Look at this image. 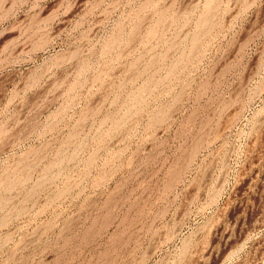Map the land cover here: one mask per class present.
<instances>
[{
    "label": "rangeland",
    "instance_id": "rangeland-1",
    "mask_svg": "<svg viewBox=\"0 0 264 264\" xmlns=\"http://www.w3.org/2000/svg\"><path fill=\"white\" fill-rule=\"evenodd\" d=\"M0 222V264H264V0H0Z\"/></svg>",
    "mask_w": 264,
    "mask_h": 264
},
{
    "label": "bare ground",
    "instance_id": "bare-ground-1",
    "mask_svg": "<svg viewBox=\"0 0 264 264\" xmlns=\"http://www.w3.org/2000/svg\"><path fill=\"white\" fill-rule=\"evenodd\" d=\"M209 13V12H208ZM207 13V14H208ZM209 15V14H208ZM207 15V16H208ZM205 16V15H204ZM209 19H210V16H209ZM203 21H206V22H208L206 19L205 20H203ZM204 23V22H203ZM201 24H202V22H201ZM210 24V23H209ZM205 26H209V25H205ZM200 27H201V25H200ZM204 26L202 25V28H203ZM207 28V27H206ZM210 29V28H209ZM204 31H205V29H203ZM207 30V29H206ZM200 32V31H199ZM205 34V32L202 34V36ZM196 35H198L197 33H196ZM196 35H195V37H196ZM202 36H198V37H202ZM194 38V37H193ZM117 39V38H116ZM201 39V38H200ZM115 40V39H114ZM197 40H198V38L196 37L195 39H194V42L196 41L197 42ZM200 41V40H199ZM109 42H111V41H109ZM112 42H113V40H112ZM198 44H199V42H197ZM113 44H114V42H113ZM107 46H109L110 47V45H107ZM194 46V45H193ZM136 98V97H135ZM157 115V114H156ZM158 118V117H157ZM196 149V148H195ZM63 159V158H62ZM58 160V159H57ZM60 161H62V160H60ZM56 162V161H55ZM55 162H54V164H55ZM57 164V163H56ZM45 177V176H44ZM44 180V179H43ZM35 188V187H34ZM35 190V189H34ZM58 196V195H57ZM4 221V220H3ZM1 223V222H0ZM3 224V223H2Z\"/></svg>",
    "mask_w": 264,
    "mask_h": 264
}]
</instances>
